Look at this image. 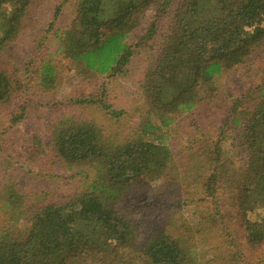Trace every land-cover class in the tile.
Masks as SVG:
<instances>
[{"label": "trees", "instance_id": "trees-1", "mask_svg": "<svg viewBox=\"0 0 264 264\" xmlns=\"http://www.w3.org/2000/svg\"><path fill=\"white\" fill-rule=\"evenodd\" d=\"M31 1L0 0V54L18 38ZM149 9L152 16L142 27ZM72 13L55 36L57 49L40 67L26 68L24 81L15 69V93L24 92L25 81L43 91L56 88L55 54L89 75L115 78L128 70L134 47L142 46L148 55L138 123L129 135H119L69 116L50 122L44 136L34 134L25 152L31 161L43 152L79 185L65 199L39 200L30 208L28 194L5 182L0 209L8 225L0 231V264H188L194 235L204 231L227 235L231 244L240 240L239 246L264 244V74L240 95L224 94V121L197 130L198 139L190 142L193 181L202 179L196 230L155 231L139 243L137 225L117 210L137 181L168 179L173 153L158 131L182 114L208 113L218 98L215 76L264 49V0H77ZM13 84L0 67V114L10 105ZM107 113L118 119L123 111ZM23 118L19 107L8 121ZM228 129L236 161L222 147ZM199 168H208L205 177Z\"/></svg>", "mask_w": 264, "mask_h": 264}, {"label": "rangeland", "instance_id": "rangeland-1", "mask_svg": "<svg viewBox=\"0 0 264 264\" xmlns=\"http://www.w3.org/2000/svg\"><path fill=\"white\" fill-rule=\"evenodd\" d=\"M76 1L32 0L18 38L0 54V67L14 81L10 105L5 106L4 114H0V188L5 182L13 181L28 194L27 204L30 208L36 207L39 200L56 202L65 199L73 195L79 185L78 178L69 179L65 169L52 163L47 154L42 152L37 156L30 153L34 158L31 161L25 152L27 149L30 152L28 145L35 133L44 136L50 122L52 124L61 118L75 116L89 118L105 130L118 131L116 133L119 135H129L137 125V115L142 109L139 84L148 55L147 48L142 46L134 47L135 54L128 70L115 78L103 74L89 75L79 70L76 62L55 54L52 60L56 67V88L43 91L37 82L35 85L34 82L25 81V84H21L24 92L15 93V69L19 70L20 81H24L26 68L30 71L35 66L40 67L48 55L54 53L58 47L56 35L69 23ZM151 16V9L142 14V27L147 25ZM50 23L53 26L49 28ZM135 42L136 39L131 36L128 43ZM263 74L264 49L259 48L244 64L229 71L223 70L215 76L218 98L208 113L182 114L168 128L158 131L162 135V142L173 153V169L168 179L137 181L128 188L117 205L118 212L137 225V242H143L149 233L155 231L169 229L175 230L174 234H182L186 226L197 229L201 210L195 201L202 195V179L193 181L190 142L193 138L198 139L197 130L204 131L224 121L227 116L224 105L227 98L224 94L240 95L248 87L259 83ZM85 98L91 102H75L76 99ZM19 107H23L24 118L17 124H10L8 116L18 112ZM111 110L123 111V114L115 119L107 113ZM226 132L222 147L236 161L238 159L230 145L232 131L228 129ZM199 169L203 171L202 177H205L208 168ZM259 213L262 215L264 211ZM252 215L257 217L254 213ZM7 217V213L0 209V231L8 225ZM194 236L195 244L188 264H264V244L258 247L250 244L239 246L240 240L236 242L237 245L231 244L227 235L215 231H204ZM134 264L140 262L134 260Z\"/></svg>", "mask_w": 264, "mask_h": 264}]
</instances>
